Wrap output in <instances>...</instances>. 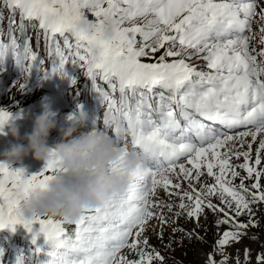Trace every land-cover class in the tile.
<instances>
[{
    "label": "snow or ice",
    "instance_id": "snow-or-ice-1",
    "mask_svg": "<svg viewBox=\"0 0 264 264\" xmlns=\"http://www.w3.org/2000/svg\"><path fill=\"white\" fill-rule=\"evenodd\" d=\"M4 4L13 13L19 10L23 39L18 42L12 34L10 20L8 42L0 39V71L11 57L20 76H28L20 84L23 91L33 78L67 76L66 65L84 69L105 106L102 121L95 113L92 131L113 136L124 155L131 147L148 162L141 179L100 207L85 210L75 222L52 216L24 219L20 214L30 194L62 171L55 149L44 167L30 175L0 162V229L21 224L32 233L30 256L19 252L15 264H153L156 260L163 264L164 256L147 251L148 238L141 239L151 220L169 222L163 211H155L173 209L172 204L153 199L158 188L169 197H180L176 217L186 213L199 223L205 209L222 214L216 225L231 228L216 242L221 253L250 226L259 225L253 205L264 203V0H4ZM86 11L94 17L89 32L78 27ZM106 17L116 26L111 39L101 34ZM25 20L38 22L43 31L51 71L42 67L44 60L33 51ZM157 52L161 54L156 56ZM98 79L106 82L107 90ZM77 114L84 112L70 114L69 119ZM109 116L119 119L126 134L120 125L113 126ZM12 118L11 111L0 108V130ZM258 138L253 159L252 145ZM233 157H242L243 163L233 164ZM122 161L123 157L112 167L116 174L123 172ZM205 173L213 183L205 181L197 188ZM246 180L253 182L248 185ZM214 197L220 204L213 203ZM245 214L249 220L240 222ZM71 224L74 229L66 230L65 225ZM41 234L44 244L38 243ZM124 248L138 258L123 255ZM227 259L217 262L209 254L207 264H227ZM256 259L264 264V253Z\"/></svg>",
    "mask_w": 264,
    "mask_h": 264
},
{
    "label": "rangeland",
    "instance_id": "rangeland-1",
    "mask_svg": "<svg viewBox=\"0 0 264 264\" xmlns=\"http://www.w3.org/2000/svg\"><path fill=\"white\" fill-rule=\"evenodd\" d=\"M89 19L92 20L94 17L90 14ZM5 20V19H4ZM10 20L12 21L11 27L16 28L13 35L19 38V42H22L21 30L19 29L20 19L16 17L15 14H12L9 20H5V25L7 28L9 27ZM34 21H24L26 26V35L30 40L32 38L30 45L32 44L33 51L38 53V57L41 58L42 47L40 43H42V38L36 37L37 33L40 31L36 26L33 27ZM258 25L253 23V30L258 31ZM36 37V38H35ZM59 38V37H58ZM258 39V38H257ZM159 56V55H158ZM148 59V58H145ZM151 60V59H148ZM47 60H44L43 68L47 66ZM27 63V62H26ZM202 63V61H199ZM79 67V66H76ZM74 68L73 79L76 80V83L73 84V87L76 86L77 82L83 78V72L77 70L75 66L69 64L66 65V71ZM6 74L0 71V77H6ZM59 75V74H52ZM25 79L14 78V76H10L7 78L0 80V108H4L12 113V119L9 122H14L19 125L20 137L21 139L18 141L15 137H13L9 132V123H5L3 125V129L0 130V152L4 154L5 150L9 148L11 144L14 143H24L27 141L23 139L26 133H31L33 129V124L30 120H25L24 118L34 119L30 115H38L43 111L44 106H52V109L56 111V121L57 127L51 130L50 133L56 135L52 140L50 139L48 143L51 145L55 141L60 138L61 132L60 129L68 127L70 124L69 113L70 111L78 112V103L72 104V97H70V92L66 89H60V97L63 102H60V106L64 108L63 110L58 107V102L60 99H55L51 93L45 92L43 89L45 87L40 86V81H34V85L31 83L28 84L25 90L20 89V84L25 83ZM44 83L50 84L53 79L49 76L43 79ZM63 83V79L60 81ZM42 84V83H41ZM86 92L89 91L90 86H84L83 88ZM52 92H56V90H50ZM61 101V100H60ZM57 104V107H56ZM41 108V109H40ZM79 110L85 112L83 106H79ZM96 113L99 112L100 119H103V111H99L98 108H95ZM91 119L94 117V110L91 104ZM24 114V115H22ZM243 129H240L242 131ZM82 131L89 132L92 131V121H86L85 127ZM111 132V129L109 130ZM78 133L74 134L77 135ZM247 141H251V137L246 138ZM259 138L252 145V155L253 159L255 157V149L258 147ZM129 145H130V136H129ZM237 147H239V142H237ZM243 150H247V143H245ZM264 155V153H262ZM33 155L29 153L26 156H23L21 159L16 161H6L4 163H9L11 166L15 168H23L25 170L26 175H30L40 171L44 165L45 161H39L32 157ZM6 157L4 156V159ZM181 162H184L181 160ZM233 164L243 163V158L241 157L237 160L233 157ZM264 167V164L261 165ZM237 171L240 172L241 176H246V172L243 169L237 168ZM213 183L212 178L208 177L205 173L204 176L201 177L199 183H196V187L199 188L200 185L204 182ZM173 182H178L173 176ZM253 181L246 180L245 183L250 185ZM240 179L237 178L235 180V184H239ZM261 184H264V178L261 179ZM183 188L188 189V182L183 181ZM179 191V190H177ZM153 199H158L164 203H170L173 205V209L171 212L165 207L163 209H155V211L160 212L163 211L165 216L168 218V224L161 225L160 221L157 219H153L150 221L147 230L143 233L141 239L145 237L148 238L149 247L146 249L147 251L156 250L164 256L163 264H207L209 254H214L215 260L219 262L223 259L224 256H227V264H237V260L239 264H258L257 255L260 253H264V203H259L253 205V212L255 213V219L259 221L258 226H250L247 230H245L246 234L242 236V238L238 242H230L229 245L225 246L223 249V253L219 250L216 242L222 236L223 232L226 230H230L231 225L229 224H221L219 226L216 225L215 221L220 218L222 214L213 213L212 211L205 209L204 215H201L199 223L196 222L194 218H189L186 213L182 214L180 217H176L175 213L177 211H181L178 207H176L180 203V197L173 195L169 197L168 193L163 188L157 189V194ZM187 203V201H185ZM213 203L220 204V201L217 198H213ZM245 219L242 215L239 217L240 222H247L246 219L249 218L247 214L244 215ZM71 225H65V227L73 228ZM66 227V228H67ZM173 228H182L183 231L174 232ZM162 231V236H161ZM191 233V235H189ZM143 248V245H141ZM248 250V256H245V250ZM124 251V252H123ZM122 251L123 255H126L129 259H136L137 254L134 251L126 248ZM153 264H161L159 260L153 262Z\"/></svg>",
    "mask_w": 264,
    "mask_h": 264
},
{
    "label": "clouds",
    "instance_id": "clouds-1",
    "mask_svg": "<svg viewBox=\"0 0 264 264\" xmlns=\"http://www.w3.org/2000/svg\"><path fill=\"white\" fill-rule=\"evenodd\" d=\"M78 27L83 32L92 30L93 23L87 15L81 16ZM114 21L106 17L101 34L111 39L115 32ZM56 111L50 105L35 116L31 133L23 137L24 143H14L5 150L9 161H16L31 153L39 161H47L55 149L62 169L43 188L34 190L22 205L20 214L24 219L33 217H56L75 222L87 209L100 207L115 193L125 191L134 180L142 178L148 167L147 160L129 147L124 155L115 138L103 132H84L88 116L77 114L66 128L60 129V138L48 143L51 130L57 127ZM113 126L120 125L118 118L109 116ZM9 123L8 132L18 141L21 139L19 125ZM122 134L127 129L120 125ZM78 133L77 135H74ZM123 157V172L116 174L112 167Z\"/></svg>",
    "mask_w": 264,
    "mask_h": 264
},
{
    "label": "trees",
    "instance_id": "trees-1",
    "mask_svg": "<svg viewBox=\"0 0 264 264\" xmlns=\"http://www.w3.org/2000/svg\"><path fill=\"white\" fill-rule=\"evenodd\" d=\"M0 12H4L5 13V10H3V8L0 6ZM8 14H10V13H8L7 12V14L6 15H8ZM86 15L87 16H90V13H88L87 11H86ZM11 16V15H10ZM88 18H90V17H88ZM3 159H4V157L1 155V152H0V162H2L3 161ZM264 211V210H263ZM242 217L245 219V216L244 215H242ZM247 221L249 220V218L248 219H246ZM26 247V246H25ZM25 247L23 248V249H25Z\"/></svg>",
    "mask_w": 264,
    "mask_h": 264
}]
</instances>
